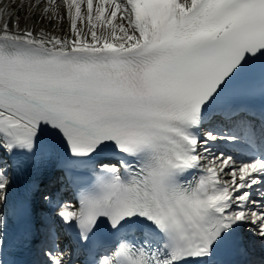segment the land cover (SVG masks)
<instances>
[{
	"label": "snow or ice",
	"instance_id": "obj_1",
	"mask_svg": "<svg viewBox=\"0 0 264 264\" xmlns=\"http://www.w3.org/2000/svg\"><path fill=\"white\" fill-rule=\"evenodd\" d=\"M27 7L25 27L18 15L0 23V205L12 183L5 157L62 146L63 167L86 180L77 205L58 203L54 215L74 228L85 264H213L241 233L242 254L262 253L247 264H264V0ZM37 11L40 22L67 18L71 35L29 28ZM256 60L258 93L237 85ZM240 92L258 94L260 107L244 122L257 148L238 156L218 145L241 147L242 133L213 120ZM105 149L118 159H97ZM101 226L120 239L93 255ZM6 227L0 216V264H12ZM43 254L64 264L55 246Z\"/></svg>",
	"mask_w": 264,
	"mask_h": 264
},
{
	"label": "bare ground",
	"instance_id": "obj_2",
	"mask_svg": "<svg viewBox=\"0 0 264 264\" xmlns=\"http://www.w3.org/2000/svg\"><path fill=\"white\" fill-rule=\"evenodd\" d=\"M29 2L30 0H16L14 2L12 0H0V17H2L0 23H2L3 20H7L10 14L13 17L18 15L21 19V27H25L24 21L28 15L27 5ZM21 3L25 5L23 9L20 8ZM39 16L40 13L37 11L35 16L28 20L27 26L33 28L34 31L43 28L58 36L71 35L67 18H65L62 23L56 24V22L49 23L47 20L40 22L38 19Z\"/></svg>",
	"mask_w": 264,
	"mask_h": 264
}]
</instances>
